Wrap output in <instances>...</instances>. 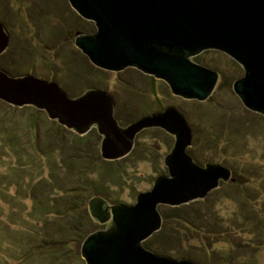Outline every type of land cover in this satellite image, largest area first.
I'll return each instance as SVG.
<instances>
[{
	"label": "rangeland",
	"instance_id": "1",
	"mask_svg": "<svg viewBox=\"0 0 264 264\" xmlns=\"http://www.w3.org/2000/svg\"><path fill=\"white\" fill-rule=\"evenodd\" d=\"M72 11L67 0H0V23L9 35L0 67L12 75L53 80L67 94L77 93L81 85L106 91L121 126L176 107L192 134L187 153L198 165L211 162L229 168L233 181H220L203 199L158 206L160 214L182 217L181 222L169 219L165 227L161 223L151 245L162 249L169 239L170 257L199 264H264V116L246 109L232 90L243 76L242 67L214 49L190 57L219 77L206 100L185 99L173 95L165 81L134 68L111 72L92 65L74 38L77 32L93 34L96 28ZM64 26L73 28L68 40ZM37 111L12 109L0 100V118L22 124L7 127L16 146L0 135V264H85L82 241L70 224L89 233L104 229L89 217L87 200L98 195L110 204H133L156 176L166 174L163 157L173 137L158 128L144 129L131 153L110 166L100 158V135L88 134L91 139L77 148L86 160L81 163L85 158L80 156L73 163L68 158L77 134L65 128L59 132L58 125ZM32 113L35 128L26 125ZM27 137L31 143L34 138V145L27 146ZM41 242L49 245L42 247Z\"/></svg>",
	"mask_w": 264,
	"mask_h": 264
},
{
	"label": "water",
	"instance_id": "2",
	"mask_svg": "<svg viewBox=\"0 0 264 264\" xmlns=\"http://www.w3.org/2000/svg\"><path fill=\"white\" fill-rule=\"evenodd\" d=\"M67 1L78 16L94 23L95 32H77L74 45L95 67L111 72L134 68L165 81L173 95L204 101L218 73L190 57L219 50L244 71L233 82V92L246 109L264 116V0ZM8 43L0 23V55ZM0 100L18 108L31 106L78 135L95 128L103 160L126 157L144 129L158 128L172 136V147L163 157L166 174L156 176L133 204H110L98 195L88 199L89 216L105 228L83 239L80 255L85 264H199L142 245L161 226L158 206L203 199L220 181L231 179L229 168L211 162L198 165L187 153L192 134L176 107L121 126L106 91L89 88L71 97L53 80L10 75L1 67Z\"/></svg>",
	"mask_w": 264,
	"mask_h": 264
},
{
	"label": "trees",
	"instance_id": "3",
	"mask_svg": "<svg viewBox=\"0 0 264 264\" xmlns=\"http://www.w3.org/2000/svg\"><path fill=\"white\" fill-rule=\"evenodd\" d=\"M73 13H74V15H75V17H79L78 15L76 16V12L75 11H72ZM72 17H74V16H72ZM72 17H70V18H72ZM74 17V18H75ZM60 24H61V22H60ZM64 25V23L62 24V26ZM51 28H53L54 30H57V28H55V27H51ZM57 32H59V30H57ZM73 32V28H72V30L70 29V30H67V29H65V26H64V34L65 35H63V37L64 38H66L67 40L69 39V37L67 36V34L69 33V34H71V33ZM55 40V39H54ZM72 46H70V48H71ZM73 49V48H72ZM65 56V57H64ZM85 56V55H84ZM63 57L64 58H66V57H68V56H66L65 55V53L63 54ZM86 57V56H85ZM87 58V57H86ZM85 58V59H86ZM66 60H68V59H66ZM65 62V61H64ZM65 63H67V62H65ZM70 62H68V64H69ZM67 64V65H68ZM70 65V64H69ZM81 65H79L78 64V71H79V67H80ZM75 67H76V65H75ZM81 68V67H80ZM70 69H68V70H66V73L68 74V75H70L69 73L71 72V71H69ZM5 71H7V70H5ZM65 72V71H64ZM7 73L8 74H10V75H12L10 72H8L7 71ZM77 73V72H76ZM80 76V75H79ZM71 78V77H70ZM81 77H79L78 79H80ZM149 78H151V77H149ZM82 80V79H81ZM82 83H83V80H82ZM82 86V85H81ZM81 86L79 87V89L78 90H76L77 91V93H73V92H69V91H67L69 94L68 95H70V96H72V97H74L73 96V94H76V95H78V94H81L83 91H85L86 89H89L88 87H91L90 85L89 86H87V87H84V86H82V88H81ZM61 88L64 90V91H66V89L65 88H63L62 86H61ZM77 89V88H76ZM81 89V90H80ZM80 90V91H79ZM12 107V109H15V108H18V107H13V106H11ZM21 108H28V109H32L33 107H31V106H24V107H21ZM33 109H35V108H33ZM35 110H37V109H35ZM39 111V110H38ZM37 111V112H38ZM42 112V111H41ZM33 114V113H32ZM52 121V123L53 124H56V125H58L59 127H58V131L59 132H61V128H64V127H62L61 125H59L57 122H55V121H53V120H51ZM26 125H30L32 128H35V124H36V118H35V115L33 114V115H29L28 117H27V119H26ZM0 135H1V137H3V138H6L7 140H9L8 142H10L9 144L10 145H12L13 147L14 146H16V143H14V142H16V141H14L13 139H12V137H11V133L10 132H8V128L9 127H14V129H17V128H21V126H22V124H18V125H14V124H9L8 122H6V120L4 119V118H0ZM8 127V128H7ZM27 127V126H26ZM97 133V131H96V129L95 128H92V129H90L86 134H84V135H75V142H74V144H73V148H71L70 149V156H69V161L71 160V162H73V163H78L77 161L80 159V156L81 157H84L85 156V154H83V150H79V149H77L79 146H82L83 144H85V142L87 141V140H89V139H91V138H89L88 137V134H96ZM98 134V133H97ZM99 135V134H98ZM89 136H92V135H89ZM96 136V135H95ZM25 137V135L24 134H22V136H21V138H24ZM34 137V136H33ZM20 138V137H19ZM28 138V137H27ZM33 139L34 138H32V143H31V141L29 140V138H28V140H27V142H29V143H27V146H31V144L32 145H34L33 144ZM78 145V146H77ZM19 147L21 146L20 144L18 145ZM33 147H35V146H33ZM36 152H38L39 153V150H37ZM37 153V154H38ZM131 153V152H130ZM129 153V154H130ZM86 154H87V152H86ZM128 154V155H129ZM35 156H37V155H35ZM87 156H89V155H87ZM71 158V159H70ZM85 158V157H84ZM101 158V157H100ZM84 160H86V158L85 159H81V163H84ZM92 160V159H91ZM103 160V159H102ZM116 162L118 163V160L117 161H108V160H103V162L102 163H104V164H106V165H114V164H116ZM230 181H233V179H231ZM88 201V200H87ZM89 215V214H88ZM87 218V220H88V222L90 223V219L88 218V216H86ZM90 217V216H89ZM161 217H162V224H163V227H165L166 225H167V221H169V219L170 220H173V221H179V222H181V220H180V218L179 217H182V216H168V215H166L165 213H163V212H161ZM91 218V217H90ZM85 219V220H86ZM86 220V221H87ZM169 222H171V221H169ZM89 223H87V225L89 226ZM184 223V222H183ZM187 223H189V222H187ZM190 224V223H189ZM69 229L71 230V231H73L75 234H76V236L81 240V241H83V239L89 234V232H86V230H85V228H83V227H80V225H78V224H76V223H73L72 225L70 224V227H69ZM160 234L161 233V231H157L156 232V234ZM158 234V235H159ZM151 238H153L152 236L150 237V240L149 239H147V240H145V241H143V246L145 247V248H147V249H149V250H151V251H154L155 253H161V254H165V255H169L170 256V254H171V252L170 251H172L171 249H170V245H171V242H169L168 240L169 239H167V240H165L164 242L165 243H168V244H166L165 246H164V248H162L161 247V245L164 243V242H162V243H159V247L160 248H162V249H155L154 248V246H152L151 244H152V239ZM40 245L42 246V247H46V246H48L49 245V243H40Z\"/></svg>",
	"mask_w": 264,
	"mask_h": 264
},
{
	"label": "flooded vegetation",
	"instance_id": "4",
	"mask_svg": "<svg viewBox=\"0 0 264 264\" xmlns=\"http://www.w3.org/2000/svg\"><path fill=\"white\" fill-rule=\"evenodd\" d=\"M237 63V62H236ZM238 64V63H237ZM218 77H219V75H218ZM104 228H105V226H103Z\"/></svg>",
	"mask_w": 264,
	"mask_h": 264
}]
</instances>
